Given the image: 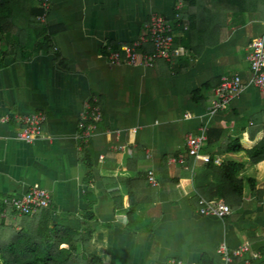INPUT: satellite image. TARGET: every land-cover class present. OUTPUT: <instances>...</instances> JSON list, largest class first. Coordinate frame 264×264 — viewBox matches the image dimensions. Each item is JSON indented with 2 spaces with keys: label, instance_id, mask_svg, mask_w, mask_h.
Here are the masks:
<instances>
[{
  "label": "crops",
  "instance_id": "crops-1",
  "mask_svg": "<svg viewBox=\"0 0 264 264\" xmlns=\"http://www.w3.org/2000/svg\"><path fill=\"white\" fill-rule=\"evenodd\" d=\"M241 1L52 0L44 24L38 0L30 13L25 5L13 13L0 35V208L31 188L49 192L52 204L35 216L0 218L2 243L9 225L32 229L50 210L51 225L68 230L75 254L95 264H225L219 246L246 243L259 253L249 264H264V160L253 165L245 151L225 150L228 137L264 132V93L249 87L227 111L211 114L224 78L249 84L250 46L264 39V0ZM33 14L49 28V46L30 27ZM155 14L173 23L182 55L152 69L111 65L109 53L145 36ZM151 53L148 43L141 55ZM93 98L103 118L83 142L84 107ZM35 113L47 116L42 135L21 140L20 118ZM203 128L209 138L191 157L186 136ZM180 154L188 169L172 162ZM211 157L217 168L241 166L240 200H211L229 208L223 219L198 212L200 191L215 192L222 179L206 168ZM149 171L156 188L146 181Z\"/></svg>",
  "mask_w": 264,
  "mask_h": 264
},
{
  "label": "built area",
  "instance_id": "built-area-1",
  "mask_svg": "<svg viewBox=\"0 0 264 264\" xmlns=\"http://www.w3.org/2000/svg\"><path fill=\"white\" fill-rule=\"evenodd\" d=\"M52 0H38L43 11V15L37 18L41 24L46 23V13L51 6ZM180 14L175 15V21L179 23ZM148 33L135 41L130 46H123L119 51H111L108 55V61L111 65H128L131 67H146L152 69L159 60L172 62L174 58L182 55L181 52L174 49V26L170 19L153 15L147 25ZM152 45L153 53L141 55L140 50L145 45ZM251 54L249 56L251 79L248 85L243 83L239 76L232 78H224L220 87L215 92V100L213 102V110L211 114L227 111L234 100L241 97L249 87L264 93V39L257 38L252 41L250 46ZM83 118L86 122L83 124V131L78 136L83 142H88L93 136L97 124L102 120L103 114L98 100L93 98L85 103ZM23 129L20 139L32 142L43 133V124L47 121L46 114L35 113L29 116L21 117ZM206 128L202 129L201 134L186 136L187 153L191 157H198L200 151L208 140ZM118 150H123L120 146ZM179 166L187 168L186 157L180 154L172 160ZM146 181L152 188L158 187L157 180L152 171L147 172ZM52 204L49 192L31 188L28 193L20 198H11L4 201V208H0V218L7 216L21 217L36 214L40 209L49 208ZM199 214L207 218L223 219L229 215V208L221 201H208L200 198L198 201ZM217 254L225 263L232 262L241 258L244 264L259 258V253L250 249L248 243L241 245L239 248L230 250L225 245H220Z\"/></svg>",
  "mask_w": 264,
  "mask_h": 264
},
{
  "label": "trees",
  "instance_id": "trees-1",
  "mask_svg": "<svg viewBox=\"0 0 264 264\" xmlns=\"http://www.w3.org/2000/svg\"><path fill=\"white\" fill-rule=\"evenodd\" d=\"M36 0H0V35L4 29H8L12 26V15L14 12L27 8V12L30 13L31 6ZM222 1V0H219ZM241 2H246L243 0ZM243 3H235V6L242 7ZM258 5L251 3H245V6ZM39 15L41 11L37 12ZM38 14H33L29 18L30 27L37 29V37L43 38V45L49 46L51 43V33L49 28L40 25L36 21ZM182 19V18H181ZM184 24L183 20H180ZM180 23V22H179ZM195 20L190 22L188 28L187 37L192 43V31L194 30ZM188 48H190L188 46ZM144 50H140V53ZM214 132V131H212ZM209 138V133H208ZM226 152L235 153L245 151L253 165L264 160V132L261 134L258 132L249 133L245 137L238 135L234 138L228 137L226 140ZM212 145V143H210ZM215 155V154H214ZM208 170H217L222 176V179L214 185L216 191L213 193H205L200 191V194L205 200L222 199L225 202L228 197L231 196L234 201H239L241 198V182L236 179V174L241 170V166L235 162H224L219 168L213 165V157L207 161ZM251 182V181H250ZM230 188V192L227 193L224 189ZM39 213V212H38ZM37 213V214H38ZM43 216L39 217L37 226L32 229L23 231H16L11 225L8 227L12 230V235L9 236L7 241L0 239V254L2 256V262L0 264H95L94 260L84 258V255L77 256L75 254L74 242L71 239V235L68 230L57 225H51V211L44 212ZM35 216V215H32ZM26 217V216H21ZM20 218V217H18ZM9 217L4 220H10ZM66 245L67 248H63Z\"/></svg>",
  "mask_w": 264,
  "mask_h": 264
}]
</instances>
